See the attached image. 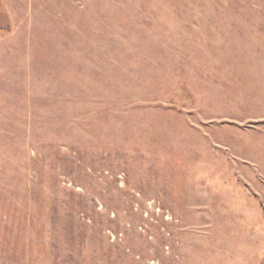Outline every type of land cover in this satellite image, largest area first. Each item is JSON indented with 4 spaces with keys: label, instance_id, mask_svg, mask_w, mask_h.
Masks as SVG:
<instances>
[{
    "label": "rangeland",
    "instance_id": "obj_1",
    "mask_svg": "<svg viewBox=\"0 0 264 264\" xmlns=\"http://www.w3.org/2000/svg\"><path fill=\"white\" fill-rule=\"evenodd\" d=\"M0 264H264V0H0Z\"/></svg>",
    "mask_w": 264,
    "mask_h": 264
}]
</instances>
